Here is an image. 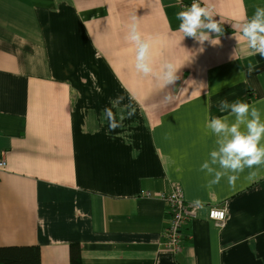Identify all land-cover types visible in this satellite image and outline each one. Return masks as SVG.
I'll use <instances>...</instances> for the list:
<instances>
[{
  "label": "crops",
  "instance_id": "0c3cea01",
  "mask_svg": "<svg viewBox=\"0 0 264 264\" xmlns=\"http://www.w3.org/2000/svg\"><path fill=\"white\" fill-rule=\"evenodd\" d=\"M190 1L0 0V247L38 246L41 264H71L72 245L80 264H264V164L234 185L200 168L215 147L206 121L227 115L220 100L264 121V56L233 55L232 28L264 0H208L224 32L203 51L178 31ZM133 17L174 83L136 71ZM108 107L135 114L109 132ZM174 185L200 205L180 255L164 247L171 214L157 195ZM224 206L217 226L209 209Z\"/></svg>",
  "mask_w": 264,
  "mask_h": 264
},
{
  "label": "clouds",
  "instance_id": "9594fccd",
  "mask_svg": "<svg viewBox=\"0 0 264 264\" xmlns=\"http://www.w3.org/2000/svg\"><path fill=\"white\" fill-rule=\"evenodd\" d=\"M208 0H192L190 6L185 7L176 13L179 21L178 31L183 33L184 38H193L201 45L207 41L213 45L220 43V35L224 29L221 27L224 22L222 18L217 20ZM234 38L237 41V48L247 51L251 55L259 54L264 56V7H257L251 17H242L232 23ZM213 33L218 35L213 38ZM241 37L244 47H241ZM126 39L135 45V69L145 76L155 75L162 82V86L174 83L177 79L176 66L173 62H165L159 70L155 69L151 60V45L143 35L135 17L128 26ZM251 70V66L250 69ZM121 98L111 101L116 107ZM135 99L130 97V100ZM170 99V97H169ZM223 116H212L206 121V128L215 136V147L209 152L208 158L201 164V171H205L212 177L210 183L216 184L223 178H227L230 185H234L239 174L246 168L264 164V121L256 108L242 100L229 102L222 99L218 102ZM131 108V104H129ZM135 114L132 108L127 113H114L112 107L103 110V116L108 121V131L113 132L123 127V121ZM234 117V119H232Z\"/></svg>",
  "mask_w": 264,
  "mask_h": 264
},
{
  "label": "built area",
  "instance_id": "2783aa9c",
  "mask_svg": "<svg viewBox=\"0 0 264 264\" xmlns=\"http://www.w3.org/2000/svg\"><path fill=\"white\" fill-rule=\"evenodd\" d=\"M191 3L192 0L182 5L185 8L190 6ZM5 165V158L0 157V168L5 167ZM146 195L153 196L151 192H147ZM157 195L168 204L171 214L170 223L163 232L164 247L176 255H180L183 250L182 229L184 225L197 216L200 205L187 203L180 185H174L171 191L161 192ZM208 216L217 226H223L228 219L227 208L225 206L212 207L209 209Z\"/></svg>",
  "mask_w": 264,
  "mask_h": 264
},
{
  "label": "trees",
  "instance_id": "16d2710c",
  "mask_svg": "<svg viewBox=\"0 0 264 264\" xmlns=\"http://www.w3.org/2000/svg\"><path fill=\"white\" fill-rule=\"evenodd\" d=\"M80 249L71 246V264H80ZM0 264H41V252L38 246L0 247Z\"/></svg>",
  "mask_w": 264,
  "mask_h": 264
}]
</instances>
